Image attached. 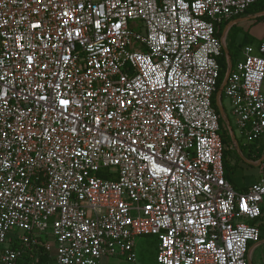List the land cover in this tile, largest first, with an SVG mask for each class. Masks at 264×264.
<instances>
[{
    "label": "built area",
    "instance_id": "obj_1",
    "mask_svg": "<svg viewBox=\"0 0 264 264\" xmlns=\"http://www.w3.org/2000/svg\"><path fill=\"white\" fill-rule=\"evenodd\" d=\"M256 0H0V264H249L264 160L225 177L212 105L221 24ZM223 94L246 144L264 139V42Z\"/></svg>",
    "mask_w": 264,
    "mask_h": 264
},
{
    "label": "crops",
    "instance_id": "obj_2",
    "mask_svg": "<svg viewBox=\"0 0 264 264\" xmlns=\"http://www.w3.org/2000/svg\"><path fill=\"white\" fill-rule=\"evenodd\" d=\"M254 15L255 14H241L221 24L220 29L218 31V36L222 39L224 47L227 48V43L229 41L228 37L231 27L238 30V32L235 34V40H234L235 44H243L245 42H249L248 44L255 46L262 41L264 42V19L255 22L256 17H253ZM242 48L240 49V52ZM262 143H264V141ZM233 144L237 146L238 152L243 157V160L248 164L255 166L257 169L255 176L250 180H246L244 176L243 167L242 165H240V162L238 161L239 156L236 155V157H232V155L230 154L227 156V160L229 161V163L233 168L228 180L230 181L232 187L235 190L243 191L247 188L249 184L257 180L259 175L260 163L264 160V158L261 160V157L264 155V153L261 155L260 158L252 159L243 155L236 141L233 140ZM229 147L231 151L232 149L231 141ZM231 158H233L232 161ZM262 211H263V215L262 217H260L258 222V227L260 229V240L257 243H252L249 245L248 255H247L249 264H264V206L262 208ZM48 258L51 259V262L53 261V252L46 255V258L41 262H38V258L37 259L28 258L27 262L20 261L19 264H43L44 261L47 260ZM130 262L132 261H127V260L122 261V260L109 259L107 257H103L100 260L99 264H133Z\"/></svg>",
    "mask_w": 264,
    "mask_h": 264
},
{
    "label": "rangeland",
    "instance_id": "obj_3",
    "mask_svg": "<svg viewBox=\"0 0 264 264\" xmlns=\"http://www.w3.org/2000/svg\"><path fill=\"white\" fill-rule=\"evenodd\" d=\"M253 44H255V43H253ZM232 54L233 55H232L231 64L233 63V65H234L235 62L242 57V54H241L240 50L236 53V55H234V53H232ZM225 58H226V56H225ZM226 63H227V59H226ZM227 67H228V65H227ZM227 67H226V69H227ZM221 105H222V107L224 109V113H225V115L229 121V127L231 128V130L229 128H227L228 135H229L231 145H232V147H231L232 149H231L229 154L232 155V157H236V155L239 156L238 161L240 162V165H242V167H243L245 179L250 180L255 176L257 169L255 166L250 165L243 160V157L238 152L237 146H235L233 144L231 132L234 134V138H235V141L239 145V149L242 151L243 155L246 157H248V154H250V153L252 155V152L255 151V149L264 141V139L262 138L256 142H254L251 145L246 144L243 137L239 134V131H238L236 124H235V119L231 114V107H230L229 100L225 97L224 94H222ZM226 127H228V126H226ZM232 159L233 158H231V161H232ZM232 169H231V172H232ZM231 172H230V174H231ZM155 238L156 237L153 235L137 236L135 238V251H136L137 256H136L135 261H132L130 263H133V264H158L154 258L153 249L152 250L150 249L152 252H149L150 250L148 249L150 242L153 241ZM107 258L117 259V260H122V261L125 260L123 257L107 256ZM53 263H54V260L51 262V259L48 258L47 260L44 261L43 264H53Z\"/></svg>",
    "mask_w": 264,
    "mask_h": 264
},
{
    "label": "trees",
    "instance_id": "obj_4",
    "mask_svg": "<svg viewBox=\"0 0 264 264\" xmlns=\"http://www.w3.org/2000/svg\"><path fill=\"white\" fill-rule=\"evenodd\" d=\"M264 10V0H256L253 4H251L244 12L243 14H256L258 12H261ZM262 19H264V15L262 16H258L255 18V22L261 21ZM226 22V21H225ZM238 32L237 29L231 27L230 28V33H229V41L227 43V51H228V55L230 57V60L232 61V53H234V55H236V53L245 45L248 44L249 42H245L243 44H235L234 40H235V34ZM217 61L219 64V74L217 77V81H216V91L219 88L222 79L225 75L226 72V67H227V63H226V58H225V53L222 50V54L220 56L217 57ZM233 65V63H232ZM212 95V105L215 108L217 114H218V121H219V125H220V130H221V137H222V141L223 143H225L227 145L226 150L224 151V169H225V177L227 179H229L230 177V172L232 169L231 164L229 163V161L227 160V156L230 153V138L228 135V131H227V127L225 126L223 120L221 119V117L219 116V112L217 110V107L215 105V93ZM223 94V91H222ZM222 94H221V98H222ZM221 100V99H220ZM256 142V141H255ZM254 143V142H253ZM253 143H249V145L253 144ZM264 153V143L260 144L254 152H252L253 155L248 154L249 158L252 159H257L260 158L261 155ZM149 250L153 249L154 251V258L156 257V251H157V239L155 238L153 241L150 242L149 244ZM149 252H152V251ZM46 258V255H44L43 253L39 252L38 253V262L43 261Z\"/></svg>",
    "mask_w": 264,
    "mask_h": 264
},
{
    "label": "water",
    "instance_id": "obj_5",
    "mask_svg": "<svg viewBox=\"0 0 264 264\" xmlns=\"http://www.w3.org/2000/svg\"><path fill=\"white\" fill-rule=\"evenodd\" d=\"M264 15V10L261 11V12H258L256 13L253 17H258V16H262ZM223 51L225 53V56H226V59H227V69H226V72H225V75L222 79V82L219 86V88L217 89L216 93H215V105L217 107V110L219 112V116L221 117V119L223 120L224 124L226 126H228L227 128H229L231 130V128L229 127V121L224 113V109L221 105V94H222V90H223V87L227 81V77H228V73H229V70H230V67H231V60H230V57L228 55V51H227V48L223 46ZM232 134V139L235 141V138H234V134L231 132ZM264 158V155L261 157V160Z\"/></svg>",
    "mask_w": 264,
    "mask_h": 264
}]
</instances>
